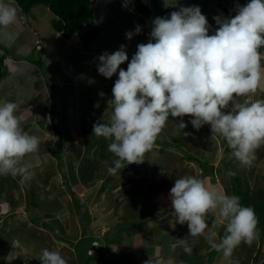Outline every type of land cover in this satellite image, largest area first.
Wrapping results in <instances>:
<instances>
[{
  "label": "rangeland",
  "instance_id": "obj_1",
  "mask_svg": "<svg viewBox=\"0 0 264 264\" xmlns=\"http://www.w3.org/2000/svg\"><path fill=\"white\" fill-rule=\"evenodd\" d=\"M212 1H216V5H224L234 14L237 4L243 5L238 0H185V4L180 5L199 6L210 23L214 16H218L210 5ZM94 2L96 37L90 43L85 42V35L89 31V26L85 25L71 39V45L68 39L54 43V14L49 11L42 13L45 10L37 6L40 18L38 22L33 20L30 23V19L20 15L22 12L17 8L18 19L13 27L17 31L34 32L32 36L39 44L38 34L41 35L43 42L39 48L44 47V64L39 70L27 60V57L39 60L38 56L43 52L34 51L29 56L14 54L8 57L7 65L10 62L14 65L8 66V78L0 82V102L13 101L19 105L17 114L22 126L40 139L38 155L43 163L35 169V176L29 183H21L19 177L0 176V264H8L5 257L12 252L18 255L11 264H41L37 257L43 248L60 251L68 264H74L76 260L79 262L84 259L74 247L85 248L81 244H86L83 240L89 238L95 239L93 245L96 249L88 251L94 257L91 264H103L97 257L101 252L102 257L110 261L109 264L113 259L118 260L116 264H144L150 256L156 261L171 259L174 264L188 263L196 251L192 250L191 254L180 251L182 248L177 244V239L186 238L189 229L186 223L175 224L169 199L170 189L178 177L196 176L203 179L209 188L235 195L229 173L239 169L247 171L246 175H241L244 187L253 192L264 190V147L257 150L251 166L242 165L235 158L229 157L230 170H226L221 167L226 153L222 138L212 134L209 125L193 132L189 128V117L183 118L187 124L183 130L176 127L180 118H169L157 139L159 143H155L154 148L145 154L142 163L126 165L116 175L108 173L107 169L115 159L107 150L108 141L85 135L71 127L74 119L70 114V91L72 89L78 93L73 82L77 79L80 90H83L86 86L92 87L98 76V73L96 77L89 73L86 77H79L89 66L88 56L82 52V48L90 47L98 55L100 52L113 53L123 44L131 60L137 50L131 45L136 46L133 43L136 36L142 39L140 35H134L131 40L126 38V32L130 31L129 24L133 28L139 25L140 34H145L152 28V24L146 26L135 22L132 15L134 6L142 15L135 0ZM154 6L151 4L152 8ZM154 10L156 13L150 19L151 23L156 17H163L156 6ZM43 26L47 27L42 31ZM214 26L217 27L216 24ZM214 30L211 27L209 34ZM6 32L9 33V29L0 30V57L7 50L29 45L25 40L29 33L15 39L6 35ZM48 44H53L51 51L47 48ZM25 54H29V51H25ZM112 78L116 80L118 76ZM22 87L28 94L25 91L19 92ZM108 96H112V89ZM254 99H264V85L258 89ZM58 110L62 119L59 133L54 124L56 121L59 124L60 119L52 118V114L58 117ZM100 117L95 122L109 120L106 119L109 116ZM84 124L86 129L90 127V123ZM60 143L64 149L61 159L48 149L49 144ZM102 155L106 157L103 159ZM88 158L91 161L95 158V161L91 163ZM71 163L78 165L75 166L76 171L71 168ZM205 165H208L207 168ZM82 166L85 172L96 171L98 168L95 173L100 177L95 182L80 181L82 178L79 177V171ZM211 166H214V172L209 169L210 174L204 173L203 170ZM256 215L259 220V212ZM208 223L210 227L217 223L214 230L222 235L220 230H223V226L217 217L210 215ZM189 243L198 250V255L214 251L203 237L190 238ZM13 244L17 247L14 248ZM147 253H150L149 257ZM181 253L185 255L179 260ZM206 255L196 260L195 264H230L235 259L239 264H264V243L258 241L251 246L241 244L230 259L225 258L221 252H217L211 259Z\"/></svg>",
  "mask_w": 264,
  "mask_h": 264
},
{
  "label": "clouds",
  "instance_id": "obj_2",
  "mask_svg": "<svg viewBox=\"0 0 264 264\" xmlns=\"http://www.w3.org/2000/svg\"><path fill=\"white\" fill-rule=\"evenodd\" d=\"M165 6L178 10L170 18L152 21L149 41L137 45L130 61L123 44L98 57L100 75L110 79L118 73L108 101L112 114L107 122H95L92 129V135L108 141L107 150L115 157L108 173L116 175L126 165L142 163L169 118H180L176 127L183 130L185 116L196 130L209 125L212 134L226 142L230 158L251 166L257 150L264 147V99H254L264 85V0L237 4L232 16H214L217 27L212 34L199 6H181L179 0H166ZM17 19L13 0H0V30L9 29ZM140 33L137 25L125 35L131 40ZM125 62L126 70L120 67ZM18 109L13 101L0 102V176L29 183L43 163L38 155L40 139L24 129ZM73 165L76 171L78 165ZM82 168L79 173L84 172ZM169 199L175 224L186 223L189 229L186 238L177 239L186 254L192 252L190 238L203 237L229 259L241 244L251 246L259 239L255 210L243 206L237 195L209 188L203 179L178 177ZM210 215L222 224L223 235L214 230L217 223L209 226ZM17 255L12 252L5 257L8 264ZM37 258L41 264H68L60 251L48 248L41 249ZM144 264L174 261L149 258Z\"/></svg>",
  "mask_w": 264,
  "mask_h": 264
},
{
  "label": "trees",
  "instance_id": "obj_3",
  "mask_svg": "<svg viewBox=\"0 0 264 264\" xmlns=\"http://www.w3.org/2000/svg\"><path fill=\"white\" fill-rule=\"evenodd\" d=\"M238 1L243 5L246 4L247 2H249V0H238ZM153 2H155V6L159 9V11L161 12V15L163 17L170 18L171 11L169 10L168 7L165 6L164 0H154ZM13 3H16L18 10H20L22 12V13H20V15L27 16L28 20L30 19V21H29L30 23H32L33 20H37L36 22H38V20L40 18V13H38V11L36 10L37 6H42V7H40L41 10H45L44 12L41 11L42 13H48V11H49L50 13L54 14L55 17L52 20V25H53V28L56 32L55 35H57V34L62 35L60 38L63 40L64 39H72L85 25L89 26V31L85 35V42L86 43H90L96 35V26H95V19H94V4H95L94 0H13ZM215 11L217 12L218 16H222V17H228V16L235 15L232 11H230L228 8H226L222 4L216 5ZM15 36H16V34H15ZM34 51L43 52L44 47L39 48V44H38L32 50V53ZM262 51H264V49H262ZM6 52H7L6 54H3L0 57V82H3L6 77L8 78V74H9L8 66L14 65L13 62H10V65H7V63H6V59L10 56H13L14 53L11 50H7ZM44 52L42 53V55L38 56L39 60L35 59V57H27V60L29 62L31 61L33 63V65H36V67L39 70H41L43 68V64H44V60H43ZM15 55L17 56L18 54H15ZM20 56L24 57L25 55L21 54ZM15 66H18V65H15ZM1 88H0V90H2ZM43 110H44V108H43ZM52 118L57 119L58 117H57V115L55 116L54 114H52ZM184 118H187V116H185ZM54 125H55L56 132L59 133L60 130L58 131V128L61 125H59L57 121L55 122ZM189 126H190L189 128L193 132L197 131L192 126V124H190ZM205 130H207V129H205ZM85 132H86L85 135H87L86 130H85ZM221 140H222V143L226 146V153L223 157V160H222L223 165H221V167H224L226 170H230V168H229L230 158L229 157H230V151L231 150L228 148L226 142L223 139H221ZM88 142H89V140H88ZM157 143H159L158 140L156 141V144ZM165 144L169 145V143H165ZM48 146H49L48 147L49 152L53 153L59 159L62 158L64 149H63V145L61 143L57 144V145L56 144H54V145L49 144ZM101 157L104 159L106 157V155H102ZM92 162H93V160L91 161V163ZM208 165H210V164H208ZM208 165H205V167L207 168ZM71 166H74L73 163H71ZM91 166H93V165L91 164ZM206 168L203 170L204 173H206V174H210L209 169L212 170V173L215 170L214 166H211L210 168H208V170ZM97 169H96V171H97ZM244 169L247 170V168H244ZM96 171H92V172L86 171L85 172V170H84V172H80L79 177L82 178L80 181L95 182V179L97 177H99V175H97L95 173ZM244 172H245V174H243ZM246 173H247V171H245V170L241 171L239 169L238 170L236 169L235 171L231 172L230 176H231L232 187L234 189L233 192H235V195H237L240 198L241 204L243 206L252 207L255 210V212H259V218H260L259 223H258L259 239L256 242L259 241L261 244H263L264 243V190L259 189L258 191L253 192L251 189L244 187L242 182H241V179H242L241 175H246ZM75 181L79 182L76 179H75ZM136 224H138V223H136ZM220 234L223 235V230H220ZM131 239H133V238H131ZM83 241H85L86 244H81V245L82 246L85 245L84 246L85 248L74 247V249L77 252V254L78 255L81 254L84 257V259H81V261H79V262L76 260L74 264H80V262H82V264H91V262H94V257H93V255H89V252L92 250H96L94 245H93V243L95 242V239L89 238V239H84ZM192 250L196 251V252L191 255V257H190L191 259L188 262L189 264H195L196 260H199V258L204 257L206 254H208L206 256H209V259L213 258V256L215 254H217V251L214 250V251H211L210 253L207 252L205 255H198L197 254L198 250L196 248H192ZM180 251L184 252L183 248ZM184 255H185V253H181V259H179V260H182ZM210 255H211V257H210ZM146 256L149 257L150 253H147ZM97 257L99 259H101V262L103 264H109V262H110V261L106 260L105 256L100 257V255L97 254ZM151 257L152 256H150V258ZM33 260L35 261V259H33ZM154 261H156V260H154ZM233 262H236V264H239L236 259ZM116 263H118V260L113 259L110 264H116ZM188 263H184V264H188ZM244 264H247V263L245 262Z\"/></svg>",
  "mask_w": 264,
  "mask_h": 264
},
{
  "label": "crops",
  "instance_id": "obj_4",
  "mask_svg": "<svg viewBox=\"0 0 264 264\" xmlns=\"http://www.w3.org/2000/svg\"><path fill=\"white\" fill-rule=\"evenodd\" d=\"M145 1L147 3H149L150 8L152 9V13L154 15V13H156V11L154 10L155 6L152 8L151 7V4H155V3L153 2V0H145ZM164 1L166 2V0H164ZM194 1H199V0H194ZM179 4H183L184 5L185 4V0H179ZM210 5H211L212 8L215 9L216 1L210 2ZM135 8L136 7L134 6L133 7V14H132L133 17H135V19H134L135 22H137V24H140V25H143V24L146 25V26L151 25L152 23L150 22V19H148L144 15H141L140 13H138L137 9L135 10ZM168 8H169V10L171 12L176 10V8H174V7H168ZM214 24H216V22H215L214 19H212L211 22L209 23V25H211V27L213 29H215ZM13 26L14 25H12L9 28V31L11 32L12 37L15 38V39H19L22 34L29 33V37L27 39H25L27 41V44H29V45L28 46L21 47L19 49L15 48V49H13L11 51L14 54H18V55L19 54L20 55L21 54H24L25 56H29V55L33 54L32 53V50L35 48L36 45L39 44V43H36L35 37L32 36V35H34V32L31 34L30 31H28V32L23 31V30L17 31V30H15V28ZM15 27H16V25H15ZM46 27L43 26V28L41 30L43 31ZM129 30L134 32L135 31V28L131 27L130 24H129ZM150 30L151 29H149L145 34H138V35H140V37H141L142 40H140L139 37L136 36V38H135V40L133 42V43H135L136 46L131 45V47L137 48V45L138 44H140V43H147L149 41V34L151 32ZM15 34H16V36L17 35H19V36L16 37ZM61 36L62 35L57 34L56 37L54 38V43H56L58 40H63V39L60 38ZM95 37H96V35H95ZM122 38H124V36H122ZM41 39H42L41 35L38 34L37 42H40L39 46L43 42ZM68 40H69V43L68 44L71 45L72 44L71 39H68ZM53 44H48L47 45V48H49L50 51L52 50V45ZM25 51H29V54H25ZM82 52L86 56H88L87 57V61L89 63V66H86L85 71H83L80 74L79 77H81V76L86 77L89 73L91 75H93V76L96 77V73H98L97 66L99 64L98 57L101 54H103V52H100L97 55L94 51H92V49L90 47H88V48L87 47L82 48ZM109 54H111V53H109ZM81 57H82V55H81ZM129 61H130V59H129ZM127 63L128 62H125L120 67L126 70L127 69ZM115 75L118 76V73L115 74ZM110 79L111 80H107L102 75H100L98 73L97 81L93 84V86L92 87L86 86L85 89H83V90H80L79 82H78L77 79L73 82L74 85L76 86V88L78 89V93H75V91L72 90V89L70 91V103H71L70 114H71V117L74 119V122L71 123V127H73L75 130L78 129L83 134H86V132H85V130H86L87 131V135L90 134L91 136L96 137L95 135H92V133H91L92 132V129H93V124L95 123V120L101 118L100 116H103V115L109 116L106 119H109L110 118V116L112 114V109L110 107L108 108V101L111 100L113 97L112 96H108V94H109V91L113 88L114 82H115V79L114 78H110ZM39 82L40 81H38V83ZM60 83L62 84L61 81H60ZM20 89L22 91L19 90V92L25 91L27 93L26 89H24L23 87L20 88ZM104 90H106V91H104ZM100 93H103L104 95L101 96ZM97 103H99V105H100L99 108L94 107V105H96ZM58 118L60 119L59 124L62 125L61 124L62 119H61V112H60V110H58ZM86 122L88 124L90 123L89 124L90 127L88 129H86L84 127V125H85L84 123H86ZM65 127L70 128L69 126H65ZM90 135H88V136H90ZM88 159H90V158H88ZM92 160L95 161V158L92 159Z\"/></svg>",
  "mask_w": 264,
  "mask_h": 264
},
{
  "label": "water",
  "instance_id": "obj_5",
  "mask_svg": "<svg viewBox=\"0 0 264 264\" xmlns=\"http://www.w3.org/2000/svg\"><path fill=\"white\" fill-rule=\"evenodd\" d=\"M139 10L144 14L146 17L150 18L153 13L150 7L144 2V0H135Z\"/></svg>",
  "mask_w": 264,
  "mask_h": 264
}]
</instances>
